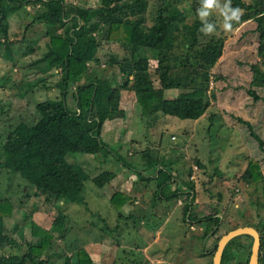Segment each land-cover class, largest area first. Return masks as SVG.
<instances>
[{"label": "trees", "instance_id": "trees-1", "mask_svg": "<svg viewBox=\"0 0 264 264\" xmlns=\"http://www.w3.org/2000/svg\"><path fill=\"white\" fill-rule=\"evenodd\" d=\"M185 1H191L195 12V20L188 24L179 9ZM28 6H32L36 13L32 24H44L46 29L43 35L48 40L42 57L30 63L28 69L41 74L42 77L36 83H41L44 88V76L53 75V70L56 74L59 72L60 79L55 84L58 95L27 105L18 121L6 120L3 123L0 128V174H17L21 180L16 182L17 188H28L32 196L40 199L45 206L54 207L57 213L50 228H42L31 220L39 207L34 202L26 216L27 226H20L12 237H7L2 235L5 231L3 225L12 219L17 220V213L9 199L0 200V252L5 247L16 252L22 246L25 247L19 254H0V264H52L41 259L42 255L49 251L53 241H65L73 224L71 218L63 213L64 206L85 205L84 192L88 181L100 189L114 178L112 173L103 172L90 179L87 163L80 157L102 154L106 162L111 156L129 167L102 139V127L106 121L125 118V111L120 109L123 92L134 93L142 119H152L160 114L163 118L195 121L206 113L211 104L217 105L216 92L209 88V74H204L203 83L189 92H180L178 84L174 82L167 85L163 76L175 68H197L208 73L222 56L225 43L224 37L205 36L199 31L201 24L196 16L199 7L196 0H100L96 7H81L69 0H0V57L5 61H14L13 48L17 44L9 40V16ZM231 6L242 8L244 12L240 22L233 25L238 32L228 48L233 54L239 51V54L232 55L233 64L237 70L247 73L248 79L234 86L228 80L229 88L244 90L258 101L253 88L264 90V0H252L249 4L232 0ZM253 39L256 44L254 55L258 60L252 63L248 62L252 55L242 54ZM111 45H117L123 52L117 61L114 56L109 57L120 80L113 85L109 82L105 84L92 75L81 82L89 74L90 65L99 63L102 50ZM29 52L24 49L25 54ZM249 54H252L251 50ZM249 56L250 59H246ZM259 64L263 65L262 69ZM221 74L220 69L214 72L210 83L220 85L221 80H224ZM156 79L159 87L154 88ZM4 81L6 83L7 79L4 78ZM36 83H31V86ZM11 84L10 87H2L15 89L18 97L23 99L26 95L23 83L14 80ZM49 89L47 87L46 91L50 92ZM225 89L223 87L221 90ZM70 94L74 108H70L67 103ZM234 102L239 106L237 101ZM243 107L250 110L247 104ZM231 115L237 116L239 123L249 127L248 121L237 114ZM208 119L211 123L214 114ZM255 138L259 149L264 152L262 140L257 136ZM140 154L144 167H149L153 162L149 150ZM194 164L201 168L198 161ZM145 171L137 176L141 181L148 182L152 178L144 177ZM157 175L164 178L156 185L160 200H169L180 194L178 188L175 193L163 198L161 190L168 189L167 184L173 180L176 182L177 177H172L164 169L158 170ZM240 178L245 183L261 180L258 161L249 159ZM185 186L190 190L188 194L191 197L193 183H186ZM128 202L129 198L120 192L112 194L109 200L117 212ZM192 202L183 207V222L192 220L190 216L186 219ZM215 214L202 219L208 226L202 238L213 231L216 243L223 235L240 227L234 226L221 236H216L222 223H219L220 218ZM16 228L15 225L14 230ZM25 229L28 231L27 236L23 233ZM258 234V264H264V223ZM242 237L248 236L237 237L226 245L220 264L230 261L233 264H248L251 245L247 260L244 263L236 261L243 247L237 240ZM206 255L209 260L211 257L212 264L214 254L211 252ZM65 264H69L68 261ZM72 264L94 263L88 254L80 250Z\"/></svg>", "mask_w": 264, "mask_h": 264}, {"label": "rangeland", "instance_id": "rangeland-1", "mask_svg": "<svg viewBox=\"0 0 264 264\" xmlns=\"http://www.w3.org/2000/svg\"><path fill=\"white\" fill-rule=\"evenodd\" d=\"M69 1L81 7H96L100 0ZM196 1L200 3V0ZM241 1L249 4L252 0ZM190 3L185 1L179 6L187 24L195 20V12ZM35 15L32 6H28L9 16V40L17 44L13 48V62L0 57V128L6 120L18 121L27 105L53 99L58 95L55 84L60 79L59 72L56 74L53 70V75L44 76V88L41 83H36L42 77L41 74L28 69L30 63L42 57L48 41L43 35L46 29L44 24H32ZM208 19L217 25L216 36L225 39L222 56L214 68L208 73L197 68H175L163 78L167 85L174 82L178 84L180 92H189L203 83L204 74H209V88L216 92L217 105L211 104L206 113L195 121L163 118L160 114L152 119H142L134 93L123 92L120 109L125 111V118L106 121L102 127V139L129 167L111 156L106 162L102 154L80 157L87 163L90 179L103 172L112 173L114 178L100 189L88 181L84 192L85 205L64 206L63 213L73 223L70 234L65 241H53L52 247L41 259L52 264H65L66 261L72 264L73 258L82 250L94 264H211V257L209 260L206 254H214L217 242L212 236L213 231L202 238L208 227L207 222L202 221L205 216L216 212L215 216L220 218L221 229L216 236H221L234 226L241 228L249 225L257 234L262 230L264 152L259 149L255 136L262 140L264 147V90L253 88L259 98L255 101L244 90L229 88L228 80L234 86L248 79L247 73L237 70L233 64L232 55L239 54V51L233 54L228 48L238 29L225 33L220 28L221 18L218 15L214 14ZM255 47L253 39L250 47L243 49L242 55H252L251 59V56L246 58L250 59L248 62L258 60L254 55ZM24 49L30 50L29 54H25ZM250 50L252 54H249ZM122 53L117 45L105 47L100 53L99 63L90 65L89 74L81 82L92 75L101 83L109 82L113 85L118 82L120 77L115 71V65L109 62V57L114 56L117 61ZM259 67L262 69L263 65L259 64ZM218 69L222 71L221 77L224 80H221L220 85L212 84L211 75ZM4 78L7 79L6 83ZM14 80L23 83L26 90L23 99L18 97L15 89L2 87L12 86ZM33 82L36 85L32 87ZM47 87L51 89L50 92L46 91ZM153 87H159L157 79ZM223 87H226L224 91L221 90ZM69 96L68 106L74 108L71 94ZM245 104L250 110L244 109ZM231 113L248 121L249 127L239 123L238 117ZM211 114H214V119L209 123ZM146 150H149L153 158L149 167H144L143 156L140 154ZM249 159L259 163L262 179L257 182L245 183L240 178ZM195 161L200 163L201 168L194 164ZM157 168L177 177L176 182L173 180L169 183L168 189L161 190L163 198L179 188L180 194L177 197L159 199L156 185L164 178L156 174ZM144 170V177L152 180L144 182L138 178L137 175ZM17 181H21L17 174H0V200L9 199L17 213V220L12 219L3 225L5 231L2 235L12 237L20 226H27L26 216L34 202L39 207L31 220L49 229L57 213L55 208L45 206L40 199L32 196L28 188H17ZM191 182L193 194L189 197L190 190L185 185ZM116 192L129 198L120 212L115 211L109 203L110 197ZM191 200L192 206L186 219L190 216L192 220L183 222V207ZM15 225L17 228L14 230ZM23 233L27 236V229ZM237 242L243 247L236 261L244 263L249 256L252 239L242 237ZM24 249L22 246L16 252L5 247L0 254H19ZM228 264H233V261Z\"/></svg>", "mask_w": 264, "mask_h": 264}, {"label": "clouds", "instance_id": "clouds-1", "mask_svg": "<svg viewBox=\"0 0 264 264\" xmlns=\"http://www.w3.org/2000/svg\"><path fill=\"white\" fill-rule=\"evenodd\" d=\"M232 0H200L199 7L196 10V16L200 21L199 31L205 36L217 35V25L208 18L212 15H218L220 19V28L228 33L234 30L233 25L241 20L244 10L239 7L231 6Z\"/></svg>", "mask_w": 264, "mask_h": 264}, {"label": "water", "instance_id": "water-1", "mask_svg": "<svg viewBox=\"0 0 264 264\" xmlns=\"http://www.w3.org/2000/svg\"><path fill=\"white\" fill-rule=\"evenodd\" d=\"M241 236H248L252 239L250 256L248 264H258L259 250H260V238L257 232L250 227H241L229 231L223 235L216 243L215 252L212 258V264H220L223 251L226 245L233 239Z\"/></svg>", "mask_w": 264, "mask_h": 264}, {"label": "crops", "instance_id": "crops-1", "mask_svg": "<svg viewBox=\"0 0 264 264\" xmlns=\"http://www.w3.org/2000/svg\"><path fill=\"white\" fill-rule=\"evenodd\" d=\"M157 170V172H156V174L158 173V168L156 169ZM167 186H169V184H167ZM169 188V187H168ZM170 193V192H169ZM193 223H196L195 221H192Z\"/></svg>", "mask_w": 264, "mask_h": 264}]
</instances>
